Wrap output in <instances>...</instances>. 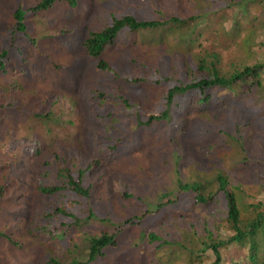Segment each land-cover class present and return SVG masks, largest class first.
Masks as SVG:
<instances>
[{
	"label": "trees",
	"instance_id": "16d2710c",
	"mask_svg": "<svg viewBox=\"0 0 264 264\" xmlns=\"http://www.w3.org/2000/svg\"><path fill=\"white\" fill-rule=\"evenodd\" d=\"M197 1L202 10L190 19L177 16L156 21L126 13L120 18L113 16L105 29L89 32L84 47L95 62V97L103 103L114 102L121 108L119 112L112 111L102 117L115 119V124L119 123L117 119H125L129 126L130 122L134 123V129L128 128L132 135L127 137L125 148L122 144H114L111 138L104 140L100 154L87 166L78 165L77 157L71 154L72 149L68 159L61 142L56 141L52 146V153L61 163L57 172L59 184L36 187L39 195L59 198L40 221L45 235L57 240V247L48 250L46 264H96L108 258L113 260V252L121 249L123 255H132L141 264H203L210 256L214 258L211 264H223V250L233 245L248 250L243 263L234 261L233 264H264V202L258 201L264 193V174H258L264 173V160L257 161L256 157V148L264 145V31L261 33L263 41H258L254 37L256 34L247 37L244 58L228 71L219 65L218 57L209 52L192 53V62H188L182 53L163 45L164 41L160 40L164 35L161 39H156L155 35H142L145 42L156 44L150 60L136 59L134 52L126 48L130 64L124 71L104 58L122 37L128 38L130 45H137L138 33L155 34L169 31L171 27L184 28L179 33V46L194 48L199 46V40L189 29L190 22L196 19L211 22L220 12L233 19L237 31L242 28L241 21L250 27L259 22L264 26V0ZM61 4L76 7V0L20 2L11 14V25L1 35L0 133L8 131L12 135L11 131L17 130H12L11 124L19 120L28 125L30 136L38 141V152L42 146H47L39 130L45 127L50 131L59 122L54 113L36 111L35 107H49L57 101L50 96L51 92L44 90L38 103L32 104L28 98L19 97V89L23 81L33 91L43 89L40 86L41 66L44 57L50 61V55L39 47L32 53V59L28 46L36 44L32 32L35 23L43 24L40 15H47ZM255 50H258V56ZM138 67L140 71H137ZM144 69L146 73H142ZM125 83L128 84L126 87L123 86ZM143 86L151 87L156 94L147 106L139 98ZM187 100L194 110L189 121L190 137L207 143L221 142L230 150L228 154L238 160L240 173L228 171L220 163H216V167L212 165L213 169L201 168L195 161L187 164L179 145V137L186 135V130L172 127L176 124L174 115L179 120H187L190 115ZM214 108L222 109L219 117H212ZM133 131L140 137L135 138ZM142 134L146 139L156 137V140L143 142L147 147L154 144L151 176L143 171L136 158H132L140 149L142 142L138 141ZM169 143L174 144L172 149L167 147ZM122 153L131 156L127 164L133 171L128 173V179L141 176V184L148 187L149 182L159 183L165 175L176 180L177 189L170 191L167 185L161 187L162 201L155 204L147 203L141 196L133 198L129 193H125L123 202L117 195L94 198L91 190L95 183L89 173L94 168L101 170L108 156L113 158ZM263 155L261 153L264 158ZM11 156H4L5 161H14V155ZM46 165L51 167L52 163L47 161ZM3 166L4 162L0 161V167ZM49 176L46 171L44 177ZM4 178L0 183V213L1 204L6 200ZM104 181L102 177L100 184ZM121 204L122 212L116 209ZM219 204L225 207L222 213L216 210ZM48 222L53 227L45 224ZM84 223L106 228L86 238L87 255L68 258L65 243L70 233ZM0 241H6L11 252L23 247V243L5 230L0 231Z\"/></svg>",
	"mask_w": 264,
	"mask_h": 264
},
{
	"label": "rangeland",
	"instance_id": "374dc122",
	"mask_svg": "<svg viewBox=\"0 0 264 264\" xmlns=\"http://www.w3.org/2000/svg\"><path fill=\"white\" fill-rule=\"evenodd\" d=\"M25 0H0V43L2 42V33L5 32L7 26L11 25V14ZM29 3L37 0H27ZM78 6L76 8L59 5L52 12L41 14L43 24L35 23V30L32 37L36 40V44H29V55L36 48L46 50L50 56V61L44 57L41 66L40 86L43 89L33 91L26 81L20 85L19 94L21 99L28 98L30 103L35 104L39 98L41 99L45 93L51 92L50 96L55 103L42 107H35L36 111L45 113H54L58 118L59 124H54L51 130L41 128L38 132L47 142V146L39 149L38 141L34 136H30L27 124L21 121H14L11 124L12 132L6 131L0 133V161L4 162V166L0 167V183L5 176L7 184L5 197L6 200L1 204L2 213H0V231H7L15 237L19 242L23 243L21 249H8L6 241H0V264H46L48 258V250L51 251L57 246V240L53 237L45 235L46 230L40 227V221L45 212L54 205L59 198L57 196L45 197L39 195L36 187L40 185H57L58 167L61 163L56 160V156L52 153L53 145L56 141L61 142L65 154L69 159V151L77 157L78 165L87 166L93 161V157L99 155L102 150L104 140L111 138V141L118 146L122 144L125 148L127 137L132 134L128 131L129 127L134 129V123L130 122V126L126 124L125 119H117L119 123L115 124L112 118H104L103 114L108 115L112 111L119 112L120 107L114 102L99 101L94 94V86L97 84L95 62L91 60L84 48V41L90 31H101L105 29L113 19V16L120 18L126 13H133L137 18L149 19L156 21H164L171 17H182L190 19L192 15L201 12L202 6L199 8L197 0H76ZM59 4V3H58ZM230 15V14H229ZM47 18L45 19V17ZM219 17H212L211 22H203L196 19L190 22L189 29L194 31L198 36V44L194 48L185 45L179 46V33L184 31L180 28L171 27L169 31H157L155 34L150 32L138 33V44L130 45L128 38L122 37L116 42V47L109 51L104 58L112 63L115 67L124 71L129 67L130 57L125 53L126 48H130L134 52L136 59L151 58L154 51L153 43L145 42L142 35H155L156 39L164 41L163 45L182 53L188 62H192V53L197 54L204 51L218 57L219 65L226 71L233 64L237 65L244 58L245 42L251 34L258 41H263L261 33L264 31L263 24L257 23L254 27H250L245 21H241L242 28H235L233 19L230 20L226 14L220 12ZM232 16V15H231ZM264 21V19H262ZM256 24V23H255ZM237 27V26H236ZM250 27V28H249ZM169 29V27H168ZM260 37V38H258ZM256 56H258V50ZM48 57V58H49ZM33 59V58H32ZM253 63V62H250ZM36 67V65H35ZM40 70V69H39ZM141 68L138 67L137 71ZM136 71V72H137ZM37 67L35 68V75ZM142 73H146L144 69ZM74 83L72 87L70 84ZM115 85L118 84L115 81ZM128 84H124L126 87ZM114 89H117L114 87ZM139 91V98L144 106L151 101L156 95L155 90L151 87L143 86ZM38 103V102H37ZM190 115L187 120H179L178 116H173L176 122L172 124L174 130L185 128L186 135L179 137V145L181 147L187 164L195 161L201 168L213 169L212 165L220 163L227 167L228 171L240 173L238 168L240 164L237 159L230 156V150L221 145L219 141L210 143L194 140L190 137V120L194 112L190 100L186 101ZM220 108H214L212 117H219ZM109 127H106L108 126ZM169 128V127H168ZM167 129V127H165ZM181 132V130H180ZM132 133V132H131ZM135 138L140 137L138 132L133 131ZM32 137V138H31ZM156 140L155 136L146 139L142 134L138 142H142L140 149L133 159H137L142 166L143 171L152 175L151 162L154 153L146 143L150 140ZM46 145V144H45ZM174 145V144H173ZM172 144L167 147L173 148ZM257 161L264 160L261 153H264V145L256 148ZM11 158L14 155V161H5L4 156ZM264 156V155H263ZM131 156L128 154H120L111 158L107 157L106 163L101 170L94 168L89 173V178L95 186L92 188L94 198L107 196H120L123 202L125 193H129L134 197L141 196L147 203L155 204L161 202L160 193L163 186L167 185L170 191L177 189V182L173 178L163 176V178L155 183L149 182L148 187H144L141 183L142 177H130L128 173L132 167L127 164ZM254 159V158H252ZM47 161L51 162V167L46 165ZM46 171H49V178L44 177ZM136 174V173H135ZM188 174V173H187ZM264 174V173H258ZM140 175V174H139ZM249 174H247L248 176ZM251 175V174H250ZM105 181L100 184L101 178ZM155 178V177H154ZM128 179V181H127ZM153 179V177H152ZM99 184V185H98ZM258 201L264 202V193L258 197ZM124 205L128 207V202L124 200ZM224 205L219 204L216 210L219 213L224 211ZM116 209L123 211L122 204L117 205ZM52 226L51 222L45 223ZM102 225L93 223H84L75 231H72L68 237L66 246L68 251L65 252L68 258L81 257L88 254L89 236L99 233L104 229ZM87 252V253H86ZM13 253V254H12ZM14 255V257H12ZM15 256L17 259H15ZM114 259L108 258L106 263L101 260L96 264H141L132 255H123L122 249L119 252H113ZM248 257V250L240 248L238 245L230 246L223 250V264H233L234 261L243 263ZM214 258L207 257L203 264H211Z\"/></svg>",
	"mask_w": 264,
	"mask_h": 264
},
{
	"label": "clouds",
	"instance_id": "9594fccd",
	"mask_svg": "<svg viewBox=\"0 0 264 264\" xmlns=\"http://www.w3.org/2000/svg\"><path fill=\"white\" fill-rule=\"evenodd\" d=\"M68 5H69V4H68ZM70 6H71V5H70ZM77 6H78V4H77V2H76V7H77ZM76 7H72V8H76ZM111 22H112V19H111ZM111 22H110V23H111ZM88 35H89V34H88ZM87 37H88V36H87ZM86 39H87V38H86ZM86 39H85V40H86ZM118 40H119V39H118ZM118 40H116V42H117ZM84 42H85V41H84ZM84 48H85V47H84ZM85 50H86V49H85ZM86 53H87V52H86ZM88 57H89V56H88ZM90 59H91V58H90ZM91 60H92V59H91Z\"/></svg>",
	"mask_w": 264,
	"mask_h": 264
}]
</instances>
